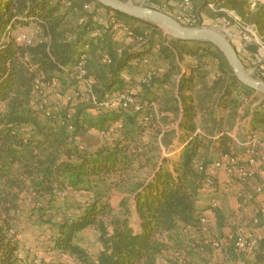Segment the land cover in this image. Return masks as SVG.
Instances as JSON below:
<instances>
[{"label":"trees","instance_id":"obj_1","mask_svg":"<svg viewBox=\"0 0 264 264\" xmlns=\"http://www.w3.org/2000/svg\"><path fill=\"white\" fill-rule=\"evenodd\" d=\"M221 1L245 16L252 0ZM20 28L38 30L31 44L16 41ZM82 55L87 74L96 80L95 101L86 99L104 111L94 119L85 109L47 115L34 94L36 79L68 76L76 82L72 67ZM212 68L217 71L211 79ZM149 72L151 79L144 82ZM134 82L142 108L99 105L107 95L137 89ZM252 93L209 42L170 37L158 25L94 0H0V264H24L19 241L8 230L15 228L25 195H32L30 209L39 222L57 227L55 247L84 264H96L80 244L88 227L96 228L102 247L98 264H158L166 250L182 248L171 243L176 232L196 229L202 214L203 175L197 165L231 149L233 138L222 135L225 123L251 115L253 129L264 126L263 95L255 108H249L252 102L242 106ZM69 113L74 132L62 123ZM116 123L110 143L80 148L73 140L80 132L107 131ZM199 126L205 135L196 134ZM175 138L182 146L173 155ZM63 183L92 195L75 220L58 224L54 189ZM116 190L120 195L112 201ZM218 223L225 225L224 215ZM250 264H264V239Z\"/></svg>","mask_w":264,"mask_h":264},{"label":"built area","instance_id":"obj_2","mask_svg":"<svg viewBox=\"0 0 264 264\" xmlns=\"http://www.w3.org/2000/svg\"><path fill=\"white\" fill-rule=\"evenodd\" d=\"M186 2L188 3L189 0H186ZM254 6H256V2L251 1V7ZM235 19L240 20V17L236 14ZM188 22V24L194 25L193 22ZM117 27L115 25V28ZM24 30L20 28L15 31V39L18 42L31 44L38 30L31 29L27 33L17 35L20 31L24 32ZM249 30L255 36L254 44L257 49L251 58H247L249 62L246 60L244 64L253 76L264 80V41L252 31V28ZM128 33L131 34L130 31ZM227 33L233 42L236 35L228 30ZM249 38L250 36H246L243 41H240L235 46L241 58L247 57L246 48L251 41ZM8 40L9 37L7 35L3 37V42ZM86 58V55H82L72 67L76 85L64 94L67 102L83 100L89 97H92L95 101L93 86L96 80L87 74ZM144 61L146 62V60ZM103 62H110L107 54L103 56ZM122 77L126 80L130 79L128 72H124ZM215 77V72H212V78ZM150 79L151 72L144 77L143 81L149 82ZM58 81L56 77L47 82L43 78L36 79L34 91L35 96H37L36 99L38 100L43 94L45 86L55 87ZM134 93L135 91L130 90L129 92H116L107 95L105 100L99 105L111 109L117 107L126 108L133 105L136 109H140L142 105L136 102ZM258 94V92L253 91L250 98L258 97ZM113 98H116L117 102H113ZM248 99L245 98L246 101ZM43 101L46 103V100L42 99L40 101L42 108H44ZM44 109L49 116L54 112L51 108ZM147 120L145 118V121ZM62 123L68 126V130L74 132L75 126L72 124V113H69L67 119ZM118 126L119 123H116L109 130L100 132L102 135L107 136ZM196 134L205 135L200 127L197 128ZM77 135L73 136V140L80 148H83L84 144L79 142ZM222 135L233 138L231 149L229 151H221L207 161L202 160L197 165L198 171L203 175L201 193L208 197V212L200 215L196 229L192 226H186L182 229L183 247L173 249V256L179 257V261L184 258V250L196 249L200 252H205L208 247H211L217 252H223L229 247L230 243L234 245L236 253L254 257L260 242L264 239V230L261 227L262 217H264V126H258L246 138L242 139L233 133L232 126L225 125ZM78 192L86 191L84 189H76L69 183H63L55 187L54 194L59 203V213L54 217L56 223L62 224L67 221H73L82 213L81 207L72 208L68 202L71 196ZM229 192H233L238 197V202L233 210L225 214V225L229 228V232L214 235L212 231L218 228L219 210L226 194ZM27 200L32 202V195H28ZM94 230L96 231V228ZM8 233L15 235L18 239L17 231L14 227H10ZM61 253L67 254L66 252ZM37 258L44 259L43 254L38 253ZM94 262L98 264V260ZM190 264L207 263L201 260H192Z\"/></svg>","mask_w":264,"mask_h":264},{"label":"rangeland","instance_id":"obj_3","mask_svg":"<svg viewBox=\"0 0 264 264\" xmlns=\"http://www.w3.org/2000/svg\"><path fill=\"white\" fill-rule=\"evenodd\" d=\"M132 1L138 4L142 3L143 5L150 8H155L164 11L174 16L180 22L186 25H190L188 24L189 23L188 21H191L194 23V26H207V27L212 26L217 28L224 27L226 30L231 31L234 35L237 36L233 40V44L235 46L240 41H243L246 36L248 37L250 36L249 39H251V41L248 43V46L246 48L247 57L242 58L244 63H246L247 58L252 57V55L256 52L257 49V46L254 44L255 36L251 33L249 29L252 28V31L256 33V35L264 41V0H252L256 2V6L251 7L247 11L245 16L239 15L234 10H231L221 0H189L188 3L186 2V0H132ZM236 14L240 17V20L235 19ZM23 33H27V31L25 30L24 32L20 31L17 35ZM75 85L76 82L72 78H69L68 76H63V78L60 81H58V84L55 87L45 86L43 89V94L39 97V100L40 101L42 99L46 100V103H44L43 101L44 104L43 106L46 109L51 108L52 110H56V111L72 110L73 112L79 109H85V113L88 116H90V118L93 119L96 118L98 114L100 112H103L104 110L93 109L91 107L92 100L84 99L73 102H67V100L65 99L64 94ZM138 86H137V82L131 83V87L138 88ZM133 91H137V90L135 89ZM257 96L258 97H254L252 99L249 98L248 101H246L245 98L243 97L244 105L242 106L248 107L249 104L247 103L252 102L249 108H255L254 105L260 103L259 98L262 95L259 93ZM115 99L116 98H113V102H117ZM45 104L47 105L45 106ZM250 116L251 115H248V117ZM241 120L243 124L245 123V120L247 122L246 117H243ZM172 126H175V124H173ZM86 131L88 133H86ZM86 131L80 132L77 135L79 142L83 143L84 145H88L89 143L92 144L94 142L97 143L98 141H100L101 144L110 143L111 141L110 138L112 132H110V134H108L107 136H104L98 130L91 131V129H88ZM149 136H150L149 132H146L144 139L148 140ZM85 191L86 192H78L76 193L75 198H73L74 197L73 196L72 198L69 199L68 202L70 207L76 208L75 207L76 205L79 204L85 205L89 202L90 199L87 200V196H89L90 194L88 193L91 192H89L88 190ZM118 195H120L119 191L118 190L114 191L112 201L116 200V198H118ZM27 199H28V195H25L24 199L21 201L22 204L21 210L17 212V218H16V220H18L16 229L19 236L18 238L21 241V246H22L21 250L19 247V253H18V257L20 258V260L24 264H84L79 259L70 255L69 253L67 254L61 253L60 256L47 254L48 252L51 251L53 252V250L47 249V247L52 248L51 241L47 236V233L50 234L51 232L50 230H47L50 229L49 225L47 224V222L44 221L39 222L38 215L37 214L34 215L31 212L30 208L32 202H29ZM55 206L56 208L53 209V218L57 215V213H59L58 212L59 203L55 202ZM226 206L228 209L230 208L229 206H231V204H228ZM223 215L225 217V213ZM218 226L220 227L219 223ZM222 226L224 225L222 224L221 227ZM261 227L264 230V217H262ZM89 236L92 239L88 240L87 244L85 245L86 246L85 248L95 252L100 247L99 242L96 239V237L91 235ZM47 241L50 242L49 245L46 243ZM229 252H230L229 256L231 258V261H233V263H235L234 261L237 262V259H234L232 256L233 255L232 251L229 250ZM38 253L43 254L44 259H38L37 258ZM185 254H184L185 258H182L179 261L180 259L179 257L173 256V249H172L169 255L163 257V262L162 261L159 262L160 264H190L192 262V259H197L196 252H192L191 254H189L191 258L186 257L187 254L186 255ZM215 259L213 257V254L211 253V259L209 261L213 264H221L218 261L219 259L217 257ZM243 260H247V258L245 257ZM183 261L185 262L183 263Z\"/></svg>","mask_w":264,"mask_h":264},{"label":"water","instance_id":"obj_4","mask_svg":"<svg viewBox=\"0 0 264 264\" xmlns=\"http://www.w3.org/2000/svg\"><path fill=\"white\" fill-rule=\"evenodd\" d=\"M103 6L163 28L173 38L215 45L231 67L237 80L252 91L264 96V80L253 76L245 66L227 30L217 27L186 25L174 16L132 0H94Z\"/></svg>","mask_w":264,"mask_h":264},{"label":"crops","instance_id":"obj_5","mask_svg":"<svg viewBox=\"0 0 264 264\" xmlns=\"http://www.w3.org/2000/svg\"><path fill=\"white\" fill-rule=\"evenodd\" d=\"M115 38L116 39H118V40H120V39H122V35L120 34V33H118V34H115ZM136 49H139L138 47H136ZM217 71L216 69H214V68H212V70L210 71V74L212 75V72L213 71ZM139 77L138 76H136V81L137 82H139ZM211 79H212V77H211ZM139 86H138V88L136 89L137 91L139 90ZM136 91V92H137ZM224 113H225V115H227L228 116V114H229V112H228V110H225L224 111ZM247 118V122H246V120H245V123L243 124V122H242V120H238V117L237 118H234V119H232V121L231 122H233V125H231L232 126V128H233V133L237 136V137H239V138H246L248 135H249V133L253 130V128H252V125H251V119H252V116H250V117H246ZM225 125H229V123H225ZM177 125H175V127H176ZM259 126V125H258ZM200 128H201V126H199ZM91 131H95V129H91ZM86 133H88L87 131H86ZM89 133H92V132H89ZM101 144V142L100 141H98L97 143L96 142H94V143H89L87 146H89V147H91V148H93V147H97L98 145H100ZM181 146H182V142L178 139V138H175V140H174V144L171 146L172 148H173V151H172V154L173 155H175V154H177L179 151H180V148H181ZM218 153H215L214 155H217ZM213 155V156H214ZM249 189H251V188H249ZM88 194H90L89 196H87V200L88 199H91V193H88ZM74 196V197H73ZM73 196H71V198L73 197V198H75V196H76V194L75 195H73ZM117 199V198H116ZM69 201V200H68ZM90 201V200H89ZM238 202V197H236L234 194H233V192H229V193H227L226 194V196H225V199H224V202H223V204H222V207H221V209L219 210V215H223L224 213L226 214V213H228V212H230L231 210H233L232 208L233 207H235L236 206V203ZM228 204H231V206H229L230 208H228L227 209V206L226 205H228ZM86 205V204H85ZM84 204H79V205H76L75 207H83V206H85ZM198 206H199V208H200V211L202 212V213H206V212H208V197L207 196H205V194H202L201 193V198H200V200H199V202H198ZM224 211H226V212H224ZM218 215V216H219ZM136 219V216L133 218V220H135ZM17 221L18 220H15V229H16V227H17ZM218 222H219V217H218ZM49 225V224H48ZM49 228L50 229H47V230H50L51 232H50V234L49 233H47V236L49 237V239H50V241H51V247L52 248H49V247H47V249L48 250H53V252L51 251V252H48L47 254H49V255H54V256H60V254H61V252L62 251H60L59 249H57L56 247H55V244H54V240H53V235L55 234V233H57V227H50V225H49ZM17 230V229H16ZM229 232V228L228 227H226V225H224V226H218V228L215 230V231H212V233L215 235V234H220V233H228ZM17 235H18V232H17ZM89 235H91V236H94V237H96V239L98 240V233H97V230L95 231L94 230V227H88V228H86L85 230H83L82 232H81V234L79 235V238H80V244L85 248L86 246V244H87V242H88V240H91L92 238L89 236ZM19 237V236H18ZM18 241H19V247H20V250H21V241L19 240V238H18ZM98 242H99V240H98ZM48 245H49V241H47L46 242ZM171 243L172 244H183V237H182V228H180L177 232H176V234H175V238H174V240L173 241H171ZM99 245H100V242H99ZM87 251H88V253H89V255H90V257L95 261L96 260V257H97V254L99 253V251L102 249V247H101V245H100V247H99V249L97 250V251H91V250H89V249H87V248H85ZM172 249H174V248H169L168 250H166L160 257H159V259H158V264H160V262L159 261H162L163 262V257H165V256H167V255H169V253L172 251ZM210 250V251H209ZM229 250H231L232 251V256H233V258L234 259H237V262L236 261H234L235 263H233V261H231V258H230V256H229ZM189 251H192V252H196V258L197 259H192V260H201V261H204V262H206V263H209V264H213V263H211L209 260L211 259V253L213 254V257H214V259L217 257L219 260V262L221 263V264H243L244 262L245 263H248V264H250V263H252L253 261H254V257H250V256H248V255H244V254H238V253H236L235 252V248H234V245L232 244V243H230V245H229V247L225 250V251H223V252H217V251H215V250H213L211 247H208L207 248V250L205 251V252H198V251H195V250H193V249H191V250H189ZM209 251V252H208ZM211 252V253H210ZM54 256H51V257H54ZM246 257L247 258V260H243L244 258ZM188 258H191L189 255H188ZM216 260V259H215Z\"/></svg>","mask_w":264,"mask_h":264}]
</instances>
